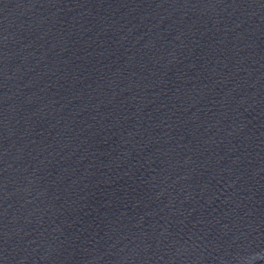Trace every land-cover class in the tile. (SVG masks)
I'll return each mask as SVG.
<instances>
[{"label": "water", "instance_id": "1", "mask_svg": "<svg viewBox=\"0 0 264 264\" xmlns=\"http://www.w3.org/2000/svg\"><path fill=\"white\" fill-rule=\"evenodd\" d=\"M0 264H264V0H0Z\"/></svg>", "mask_w": 264, "mask_h": 264}]
</instances>
